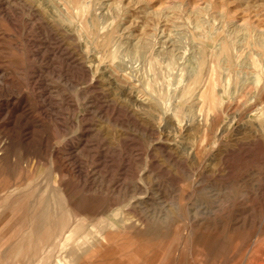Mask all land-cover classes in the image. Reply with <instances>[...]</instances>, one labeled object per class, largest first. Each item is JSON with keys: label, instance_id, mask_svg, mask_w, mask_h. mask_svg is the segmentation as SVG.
<instances>
[{"label": "rangeland", "instance_id": "obj_1", "mask_svg": "<svg viewBox=\"0 0 264 264\" xmlns=\"http://www.w3.org/2000/svg\"><path fill=\"white\" fill-rule=\"evenodd\" d=\"M0 264H264V0H0Z\"/></svg>", "mask_w": 264, "mask_h": 264}]
</instances>
